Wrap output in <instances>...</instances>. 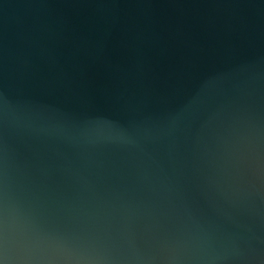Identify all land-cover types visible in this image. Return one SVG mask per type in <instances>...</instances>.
Instances as JSON below:
<instances>
[{"label": "water", "instance_id": "water-1", "mask_svg": "<svg viewBox=\"0 0 264 264\" xmlns=\"http://www.w3.org/2000/svg\"><path fill=\"white\" fill-rule=\"evenodd\" d=\"M0 264H264V0H0Z\"/></svg>", "mask_w": 264, "mask_h": 264}]
</instances>
